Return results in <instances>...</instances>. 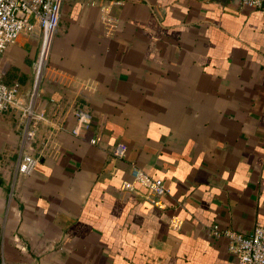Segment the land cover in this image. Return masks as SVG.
Returning a JSON list of instances; mask_svg holds the SVG:
<instances>
[{
  "label": "crops",
  "instance_id": "crops-1",
  "mask_svg": "<svg viewBox=\"0 0 264 264\" xmlns=\"http://www.w3.org/2000/svg\"><path fill=\"white\" fill-rule=\"evenodd\" d=\"M38 40L0 55L18 96ZM32 108L30 173L18 125L0 133V264H239L208 227L264 223V7L61 0Z\"/></svg>",
  "mask_w": 264,
  "mask_h": 264
},
{
  "label": "built area",
  "instance_id": "built-area-1",
  "mask_svg": "<svg viewBox=\"0 0 264 264\" xmlns=\"http://www.w3.org/2000/svg\"><path fill=\"white\" fill-rule=\"evenodd\" d=\"M240 4L249 7H264V0H239ZM61 0H0V55L6 46L14 42L20 34H32L39 31V39L42 44L49 45L51 36L54 34L60 15ZM48 49V47H47ZM41 47L37 58L36 71L34 75V89L40 78V69L43 63L39 60ZM47 55V51L45 56ZM40 61V62H39ZM40 63V68H39ZM44 65V64H43ZM15 110L25 115L22 131L21 148L15 163V171L21 174L30 173L37 158L25 151L23 145L30 140L34 133L33 120L40 114H36L28 102L25 104L18 96L17 83L5 84L1 79L0 69V112ZM75 123L70 129L73 134H80L87 130L91 115L83 107L74 109ZM50 123V122H49ZM59 127L56 123H51ZM94 138L90 142H94ZM125 147L118 143L113 149V154L122 156ZM139 169L132 168L131 174L137 176ZM150 192L155 195H164L169 188L160 178H154L150 182ZM211 237H225L227 239V251L239 264H264V223H254L251 230L241 232L229 227H220L212 223L208 227Z\"/></svg>",
  "mask_w": 264,
  "mask_h": 264
},
{
  "label": "rangeland",
  "instance_id": "rangeland-1",
  "mask_svg": "<svg viewBox=\"0 0 264 264\" xmlns=\"http://www.w3.org/2000/svg\"><path fill=\"white\" fill-rule=\"evenodd\" d=\"M40 47H41V42L39 39L37 42V45L33 44V49L35 51V57L33 58L32 63L30 64L31 77H30L29 86L25 91H19V98L21 99V101H23L25 104L29 102L31 107L33 106L34 100L36 98L37 87H38V83H37L36 88L34 89L33 81H34V75L36 71V64H37V58H38V54L40 51ZM45 60H46V56L41 65L40 74L43 68V64L45 63ZM25 115H21L20 113H13V112L12 113L4 112V111L0 112V133L2 132L6 133V131H9L14 124L18 125L19 132H22L23 126H24L23 123L25 120ZM3 137H6V136H3ZM21 139H22V133H21ZM12 155L13 154L11 155L8 154V157L10 158L11 162L14 158V157L12 158Z\"/></svg>",
  "mask_w": 264,
  "mask_h": 264
},
{
  "label": "bare ground",
  "instance_id": "bare-ground-1",
  "mask_svg": "<svg viewBox=\"0 0 264 264\" xmlns=\"http://www.w3.org/2000/svg\"><path fill=\"white\" fill-rule=\"evenodd\" d=\"M48 44L45 42L41 46V54L39 56V60L42 62L43 58L45 57L46 51H47ZM39 61V62H40ZM39 68H40V63H39Z\"/></svg>",
  "mask_w": 264,
  "mask_h": 264
}]
</instances>
